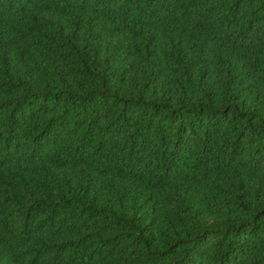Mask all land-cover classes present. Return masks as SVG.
<instances>
[{"label": "trees", "instance_id": "obj_1", "mask_svg": "<svg viewBox=\"0 0 264 264\" xmlns=\"http://www.w3.org/2000/svg\"><path fill=\"white\" fill-rule=\"evenodd\" d=\"M0 264H264V0H0Z\"/></svg>", "mask_w": 264, "mask_h": 264}]
</instances>
